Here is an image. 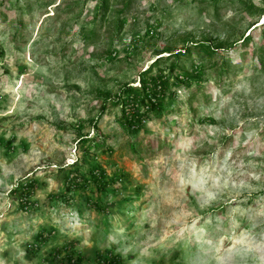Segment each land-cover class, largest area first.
I'll use <instances>...</instances> for the list:
<instances>
[{
	"label": "rangeland",
	"instance_id": "obj_1",
	"mask_svg": "<svg viewBox=\"0 0 264 264\" xmlns=\"http://www.w3.org/2000/svg\"><path fill=\"white\" fill-rule=\"evenodd\" d=\"M263 18L264 0H0V264H264ZM185 47L129 132L115 95ZM94 165L117 178L88 193L106 214L65 186Z\"/></svg>",
	"mask_w": 264,
	"mask_h": 264
},
{
	"label": "trees",
	"instance_id": "obj_2",
	"mask_svg": "<svg viewBox=\"0 0 264 264\" xmlns=\"http://www.w3.org/2000/svg\"><path fill=\"white\" fill-rule=\"evenodd\" d=\"M260 25H264V19ZM254 29V28H253ZM264 39V31L261 34ZM250 40L249 34L242 38L241 43L248 42ZM209 47L204 48L203 51L207 52ZM189 50L183 48L182 50L170 52L168 56L159 57L155 60L149 67L140 72L138 78L139 87L133 85H125L120 91L115 95V99L112 101L113 106L120 107V118L123 124L127 127L129 132H133L138 125L141 124L144 118H148L151 113L158 114L162 110V103L160 97L163 95L168 85L170 84V79L172 77L173 70L175 66L173 63L170 64L168 68V73L165 69L158 68L157 74H152L154 67H159L160 62L169 61V56L178 57L179 55H189ZM209 53V52H207ZM197 69V66H195ZM198 72H195L196 75ZM191 75L187 72L181 73L180 76H176V80L181 82L180 79L185 78V80H199V77ZM179 77V79H178ZM101 111L106 110V104L100 106ZM104 138L100 142L96 136L94 137H84L81 138V144L85 145L82 151L83 159L85 162L87 156H91L93 152L97 151L104 145ZM82 162V163H83ZM84 164V163H83ZM70 173L71 178L65 180V186L67 190L76 191L79 195L85 198V202L88 206L98 213L106 214V207L102 205L96 197L93 198L92 195L89 196L88 193L98 194L106 191L109 185H111L117 178L116 176L107 177L105 171L99 166H90L85 172H81L78 166H75ZM35 190V182L30 181L26 183L21 191L19 192V206L21 209H26L29 205V199L33 196ZM68 198H65L66 200ZM38 242H45L47 237L42 233L36 236ZM57 254V253H55ZM94 264H120V256L117 254H112L107 251L105 254L96 252ZM68 258V264H80L81 257L77 256L73 260L70 256ZM74 261V262H73Z\"/></svg>",
	"mask_w": 264,
	"mask_h": 264
},
{
	"label": "bare ground",
	"instance_id": "obj_3",
	"mask_svg": "<svg viewBox=\"0 0 264 264\" xmlns=\"http://www.w3.org/2000/svg\"><path fill=\"white\" fill-rule=\"evenodd\" d=\"M264 19V18H263ZM261 23H263V22H261Z\"/></svg>",
	"mask_w": 264,
	"mask_h": 264
}]
</instances>
